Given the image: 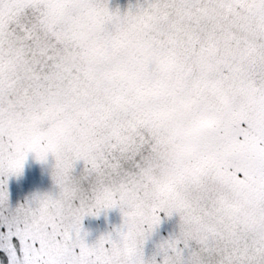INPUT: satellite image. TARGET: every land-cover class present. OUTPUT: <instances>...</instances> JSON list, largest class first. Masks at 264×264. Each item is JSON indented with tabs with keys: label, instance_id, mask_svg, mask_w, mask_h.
Returning <instances> with one entry per match:
<instances>
[{
	"label": "rangeland",
	"instance_id": "1",
	"mask_svg": "<svg viewBox=\"0 0 264 264\" xmlns=\"http://www.w3.org/2000/svg\"><path fill=\"white\" fill-rule=\"evenodd\" d=\"M225 1L0 0V264H264V0ZM74 27L95 57L167 45L178 56L150 69L171 73L174 90L184 69L197 74L186 106L170 101L158 123L140 103L117 104L125 95L71 107L83 70ZM202 110L224 114L230 137L211 152L194 139L208 155L177 184L175 157ZM137 211L150 219L131 231Z\"/></svg>",
	"mask_w": 264,
	"mask_h": 264
},
{
	"label": "trees",
	"instance_id": "2",
	"mask_svg": "<svg viewBox=\"0 0 264 264\" xmlns=\"http://www.w3.org/2000/svg\"><path fill=\"white\" fill-rule=\"evenodd\" d=\"M25 1V0H24ZM32 1V0H30ZM181 3H186L189 6L194 4V0H178ZM204 3H206V6H210L211 0H202ZM218 3L219 1L223 3V0H216ZM225 1V0H224ZM235 0H226L225 1V8H232V6H235ZM224 4V3H223ZM222 9V8H221ZM207 12L209 9L206 10ZM223 11H220L218 9L215 12L216 17H221ZM46 19L48 20V24L51 23L52 17L51 15L54 14V10H49L45 12ZM201 13H204L201 11ZM208 14V13H205ZM56 16V15H55ZM72 17V16H71ZM158 20H161V23L165 26L166 25V18H162L160 15L158 16ZM160 23V25H161ZM151 24V23H150ZM149 24V25H150ZM155 24V23H154ZM155 30H158V27H155ZM164 27L160 28L162 30ZM57 30V28H56ZM154 29V35H158L159 33L156 32ZM76 34L77 44L74 46L77 51H80L81 57L80 59L76 60L74 64H80L79 67L83 68L82 72L77 71V79L74 80V86L77 88L76 97H71V100L69 102V105L73 107L74 109H80L82 105H86V102L90 104V106L94 107H104L103 100L105 99L106 93L109 97L112 93L116 94L118 97H125L124 100H121V98L118 99L117 104L124 105V101L128 99V101L132 102V105L139 106L138 104L143 107V109L148 110L149 113H155L156 118L154 120L162 121V116L165 113V115H168L169 112V102L174 100V104H176L177 107H180L182 105L186 106L185 102V95L188 93L189 87H185V79L186 77L193 78L197 77V74L195 75L190 73V68L184 69L182 71L181 77H183L182 81L177 89H172L171 84L169 82V77L171 76V73L168 74L166 72L158 71L157 68L150 69L151 66V58L153 57L155 61H159L161 58H167L170 60H173L174 57H176L177 54L170 51L169 47L167 45H155L153 47H145V45L136 46L134 48H131L127 53L122 52L120 49L114 50V51H108L105 46L101 47L99 49V52L97 53L96 57L94 56L93 47L91 48V40L88 39L87 35L83 36V30L82 28L74 27V32H79ZM165 36L169 37L173 34L172 31L166 30L163 32ZM153 35V36H154ZM162 35V34H161ZM105 36L103 35L101 39L104 40ZM63 39L62 41H64ZM98 40V41H99ZM198 44V41L196 42ZM97 45V44H96ZM54 47V45L52 44ZM174 46V45H173ZM172 44L170 47H172ZM144 48V49H143ZM144 50H146L144 52ZM124 54V56H123ZM148 55H151L150 58H147ZM186 57H190L188 53H184ZM248 54L247 56H249ZM178 56V55H177ZM152 58V59H153ZM234 58V63L239 66L240 59L237 56L232 57ZM150 59V60H149ZM72 64V63H71ZM70 68V66H69ZM193 69V68H192ZM195 70V69H194ZM85 73V74H84ZM110 73V74H109ZM221 74H227L226 71L221 70ZM109 74V75H107ZM66 75V74H65ZM201 76H205V73H200ZM70 78V77H69ZM106 78V79H105ZM222 80L218 78V81H216V85L214 84L210 93H216V87L220 86V83L223 81L224 78L221 77ZM53 81V80H51ZM60 82L62 84V80L60 79ZM224 83V81H223ZM184 84V85H183ZM216 86V87H214ZM101 89H104L101 91ZM101 93L103 95H101ZM98 94V96H97ZM178 98L180 99V102L178 101ZM134 99V100H132ZM135 99H138L137 101ZM102 103V104H101ZM87 106V105H86ZM218 110L221 108L220 106ZM213 111V112H216ZM210 113V111H209ZM221 114V113H219ZM165 115L163 117H165ZM224 114L219 116V119L214 121L211 120V117L208 115V111L202 110V116L194 118L192 117L190 119V122L188 120V123L192 125V128L189 129L188 127V139L182 140V145L184 148H180L178 151L177 156L175 157L177 160L176 163V169L175 173L172 174L171 180L172 182L176 181L177 184H180L179 182L188 183L192 182V178H194L195 174L199 169H196L195 167H192L191 165H194L196 161H198V158H202L203 155H208V153L202 152L200 155L197 154L195 146L193 147V140L194 139H204L206 141H210V147L207 145L206 142L203 144V148L210 150L221 149L224 140H228L230 137V127L229 125L230 120L226 121L224 120ZM171 118V117H170ZM183 119V118H182ZM80 121H83L82 118H79ZM174 122V121H173ZM134 124V123H133ZM147 124V123H146ZM222 124H224L222 126ZM213 126V127H212ZM138 128H141L137 126ZM181 127V126H180ZM16 128V127H15ZM213 131V133H212ZM204 133L205 135H202ZM212 134V137L210 139V136ZM207 136L206 138H204ZM212 148V149H211ZM224 149L223 151H225ZM224 154V152L222 153ZM192 162L190 165L189 162ZM218 162V161H217ZM219 163V162H218ZM207 168L208 165H206ZM203 169V167H201ZM213 170V169H212ZM216 170V169H215ZM214 170V171H215ZM235 176V171H233ZM239 177V175H238ZM191 178V180H190ZM234 179V178H233ZM235 181V179H234ZM233 181V182H234ZM245 184L248 186L250 185L249 181H244ZM241 185V182H240ZM251 187V186H250ZM256 188V187H255ZM257 188H260L257 185ZM154 208L156 209L154 212L151 209L150 214L152 215H163V212L160 211L158 204L155 205ZM140 211H137L136 214L130 213L129 217L127 218L126 223H129L130 220H134V224L131 225V231H140V227L146 226L147 222L146 219L150 217L148 215L143 216L144 223L142 218L140 217ZM151 215V218H152ZM146 217V219H145ZM165 232V231H164ZM116 233V232H115ZM127 233V229H123V232H118V235L125 236ZM178 234V233H177ZM176 235V234H175ZM129 253L132 251H136V248L134 245H130ZM184 262V261H183ZM128 264H131L129 261Z\"/></svg>",
	"mask_w": 264,
	"mask_h": 264
},
{
	"label": "flooded vegetation",
	"instance_id": "3",
	"mask_svg": "<svg viewBox=\"0 0 264 264\" xmlns=\"http://www.w3.org/2000/svg\"><path fill=\"white\" fill-rule=\"evenodd\" d=\"M235 1L240 2V0H235Z\"/></svg>",
	"mask_w": 264,
	"mask_h": 264
}]
</instances>
